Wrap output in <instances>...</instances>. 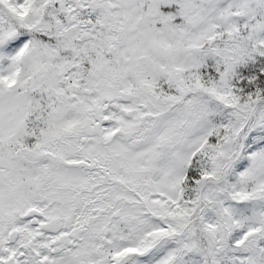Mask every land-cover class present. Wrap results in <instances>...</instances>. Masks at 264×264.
<instances>
[{
    "label": "snow or ice",
    "instance_id": "6c2138e0",
    "mask_svg": "<svg viewBox=\"0 0 264 264\" xmlns=\"http://www.w3.org/2000/svg\"><path fill=\"white\" fill-rule=\"evenodd\" d=\"M0 264H264V0H0Z\"/></svg>",
    "mask_w": 264,
    "mask_h": 264
}]
</instances>
